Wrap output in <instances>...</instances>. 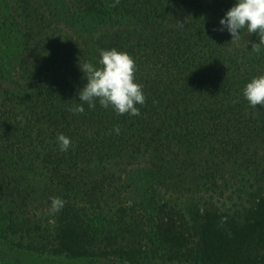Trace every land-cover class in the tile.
Listing matches in <instances>:
<instances>
[{
  "label": "trees",
  "instance_id": "16d2710c",
  "mask_svg": "<svg viewBox=\"0 0 264 264\" xmlns=\"http://www.w3.org/2000/svg\"><path fill=\"white\" fill-rule=\"evenodd\" d=\"M62 3L64 19L42 0H18L19 20H10L9 12L0 16L18 31L14 76L0 84V204L6 206L0 222L7 211L8 221L38 236L45 222L53 227L56 250L74 254L80 243L84 252L100 248L119 230L116 218L130 206L117 171L140 157L152 182L166 191L219 186L229 169L264 176V106H250L242 94L247 81L264 73V46L251 50L259 36L246 28L239 41L214 30L234 0ZM68 18L67 28L74 29L60 39L57 21ZM110 48L135 61V81L145 95L136 105L140 114L121 115L98 100L94 108L84 103L83 113L71 111L86 83L79 64H98L100 50ZM59 133L71 138L68 151H60ZM53 196L65 202L59 212L49 211ZM36 203L47 207L45 214H37ZM252 214L237 224L207 212L194 264H264L263 252L251 258L248 250H264V196ZM190 238L165 230L162 237L180 258L193 255L186 247Z\"/></svg>",
  "mask_w": 264,
  "mask_h": 264
},
{
  "label": "rangeland",
  "instance_id": "374dc122",
  "mask_svg": "<svg viewBox=\"0 0 264 264\" xmlns=\"http://www.w3.org/2000/svg\"><path fill=\"white\" fill-rule=\"evenodd\" d=\"M42 1L64 19L62 12H65L66 6L62 0ZM17 4L18 0H0V16L9 12L10 20H19L20 11L17 12ZM12 8L16 11L13 9L10 12ZM63 21H57L61 30L57 32L60 39L67 35L70 29H74L73 24L67 28L69 18L67 22ZM93 25L96 27V24ZM17 32L16 28L8 25L7 21L2 22L0 18L2 87L10 83L14 76L13 70L17 66V45L13 39ZM81 33L89 36L95 32ZM5 52L8 53L4 56ZM147 164L148 162L140 157L136 164L118 169L117 173L122 176L125 185L123 198L130 208L126 209L128 213L124 216L116 218L115 227L119 230L111 236L107 244H102L100 248L94 245L86 246L84 252V248H80L82 245L80 243L77 246L78 252L74 254L66 250L57 251L55 240L53 241L55 233L51 225L45 222L40 224L45 232L39 230L41 232L39 236L38 232L36 235L31 228L24 233L16 223L8 221L6 217L9 214L7 215L6 211L0 222V264H194V257L200 249L198 235L202 219L207 212L219 213L231 222L244 224L253 216L252 211L258 198L264 196V176L261 178L257 175L256 179L255 173L258 171L254 173L253 169H234L231 174L232 169H229L225 175L226 180L220 181L219 186L210 189L199 192H174L159 188L152 182ZM35 207L38 215L46 213L47 207L41 203H36ZM0 208L2 211L3 208L6 210L5 205L0 204ZM155 220L164 227L160 231ZM164 230L168 235H173L177 231L190 234L191 242L188 241L186 247L192 250L193 255L189 257L185 254L181 258L174 256L175 248L168 249V243L162 239ZM149 241L155 245L153 250L149 249L152 244ZM248 250L251 258L262 252L264 254V250L257 245ZM211 256L215 258L214 255ZM195 261H197L195 264H203ZM211 261L208 264H225L226 260Z\"/></svg>",
  "mask_w": 264,
  "mask_h": 264
},
{
  "label": "clouds",
  "instance_id": "9594fccd",
  "mask_svg": "<svg viewBox=\"0 0 264 264\" xmlns=\"http://www.w3.org/2000/svg\"><path fill=\"white\" fill-rule=\"evenodd\" d=\"M249 34L257 33L259 42L252 43L251 50L259 53L264 46V0H234V3L218 20L215 31H227L231 41H239L241 29ZM79 68L86 83L78 90L79 102L71 111L83 113L84 103L89 108L96 107L98 100L101 107H111L118 114L139 115L137 104L145 102L143 86L135 81V61L125 51L116 48L101 49L98 64L86 61ZM244 98L250 106H264V73L253 76L242 89ZM119 133V127L113 129ZM60 151H68L71 138L63 133L57 135ZM59 196L50 197V212H59L64 206Z\"/></svg>",
  "mask_w": 264,
  "mask_h": 264
}]
</instances>
